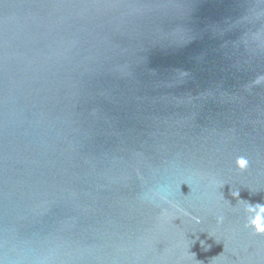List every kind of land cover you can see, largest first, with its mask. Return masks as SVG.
Returning <instances> with one entry per match:
<instances>
[{"label":"water","instance_id":"water-1","mask_svg":"<svg viewBox=\"0 0 264 264\" xmlns=\"http://www.w3.org/2000/svg\"><path fill=\"white\" fill-rule=\"evenodd\" d=\"M233 186L264 204V0H0L7 264H264Z\"/></svg>","mask_w":264,"mask_h":264},{"label":"clouds","instance_id":"clouds-1","mask_svg":"<svg viewBox=\"0 0 264 264\" xmlns=\"http://www.w3.org/2000/svg\"><path fill=\"white\" fill-rule=\"evenodd\" d=\"M249 164L250 161L246 156H238L235 160V166L237 169H239L241 172L246 171L249 168ZM212 186L214 189V195L215 198L217 199L218 202H222L225 205H230L229 201L226 200L224 198L223 193L220 191V189L227 183L226 181L223 180H213L212 182ZM181 184H186L190 191L187 195H183L180 192V185ZM179 185V192L187 197L190 193H193L196 191V188H194L191 184H189L187 181L182 182ZM249 190L252 193H255L257 191H254L252 189L249 188ZM161 193H163L161 195ZM155 196H159V198L161 200H163L165 203H169L172 204L173 207H175L177 209V211L179 213H182L183 216H190V218L195 221V224H200L201 223V219L198 216H191L190 213H188L187 211H185L183 208H181L178 204L173 203V201L171 199H169V197L175 196V192L172 190L171 186H164L161 189H159L158 191H156L154 193ZM231 196L234 198H237V204L238 205H243L244 211L247 214L246 215V222L244 224V227L246 229H250L251 232L254 235H264V204H255V205H251L249 204L247 201L244 200H240L239 196H240V190L238 187L233 186L232 190H231ZM145 199H149L151 200L150 197H145ZM162 215L169 221H177L179 220L181 223L183 222L181 220V217L179 215H172L167 213L166 211L162 213ZM216 223L217 225L223 224L224 222V216L223 215H217L216 216ZM200 232H205V230L201 229ZM208 233V235L210 237H214L215 238V232L214 231H206ZM195 239H189L188 238V234L189 233H183L182 234V243H183V249H184V254H183V260L186 261V264H190L191 260H195L198 261L196 259V254L190 251V248L197 242V240L199 241L201 247L206 251L208 249V245L205 244L204 240H200L199 236L197 235L196 231H192L190 232ZM216 239V238H215ZM217 242H220L216 239ZM0 264H7V261L3 258L0 257Z\"/></svg>","mask_w":264,"mask_h":264}]
</instances>
